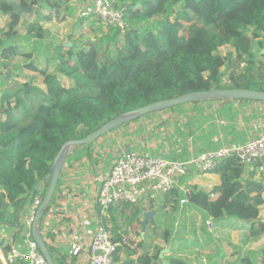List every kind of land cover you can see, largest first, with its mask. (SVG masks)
<instances>
[{
    "label": "trees",
    "instance_id": "trees-1",
    "mask_svg": "<svg viewBox=\"0 0 264 264\" xmlns=\"http://www.w3.org/2000/svg\"><path fill=\"white\" fill-rule=\"evenodd\" d=\"M10 1L0 0V13L10 15L7 29L0 35V64L5 67L20 54L14 40L20 38L21 15L15 13ZM119 2L117 6L125 8V18L130 25L124 35L110 27L104 41H89L79 49L70 47L59 52L54 73L39 69L31 61L26 67L43 75L47 89L43 90L33 81L17 82L2 95L0 229L16 230L13 236H20V213L29 197L36 193L39 183L50 173L66 142L85 137L123 113L186 93L218 88L264 91V66L256 61L254 49L257 42L264 44L259 41L264 32V0ZM20 4L36 12L39 18L28 24L26 38L44 39L46 31L40 22L52 19V14L42 13L40 7L57 8L59 13L61 1L20 0ZM154 18L158 19L151 21ZM249 29H252L251 34ZM231 44L236 49L235 58L219 52L221 47ZM24 56L28 59L31 54ZM241 63L246 67L241 68ZM234 64L239 71L231 70ZM62 77L69 78L71 85H64ZM89 146L82 145L85 150ZM187 156L185 152L169 155L174 159ZM209 173L220 177V184L210 192L185 181L184 188L168 194L170 197L164 207L168 206L167 201H171L173 207L190 204L200 209L205 222L213 219L216 224H222L235 219L240 223L249 222L252 238L264 234V222L259 219L264 205V174L258 175L244 166L236 156L222 160ZM143 211V204L130 203H119L107 209L113 224L112 229L107 228L118 243L119 255L125 253L123 264H162L157 262L161 258V247L156 246L155 254L145 250L139 254L138 249L144 244L134 246V240L124 238L121 233L123 225L140 220ZM101 219L104 224L108 220L104 215ZM257 222L259 227H256ZM155 236L156 233H149L148 238L153 241ZM161 238L169 242L170 231L166 230ZM1 244L4 253H8L11 243L2 239ZM52 250L56 264H68L66 257H59L53 247ZM0 264H3L1 260ZM169 264L195 263L171 256ZM231 264H264V248L252 256L242 252Z\"/></svg>",
    "mask_w": 264,
    "mask_h": 264
},
{
    "label": "crops",
    "instance_id": "crops-1",
    "mask_svg": "<svg viewBox=\"0 0 264 264\" xmlns=\"http://www.w3.org/2000/svg\"><path fill=\"white\" fill-rule=\"evenodd\" d=\"M15 1L18 2V0ZM60 1H64L66 4H68V2L65 0H60ZM66 4H64L65 7ZM70 11L72 12V10ZM41 12L45 14H52V17L62 15L61 10L58 13L57 8H52L49 11L47 9H44L41 10ZM27 13L28 12L24 13V17L21 16V21L18 26L20 38L14 40L16 44L20 47L19 48L20 54L15 58H13L10 61V63L8 61L7 62L8 66L5 67L4 64H0V66H2L5 71L4 77L0 81L1 82L0 88L2 86L0 91L1 98L3 95L2 91L5 88L6 89L4 90V92L7 91V89L10 88V86H13L15 82L25 83L27 81H32L34 79L35 84H37L43 90H46L47 87L46 84L44 83V77L40 74V72L32 71L31 69L26 67V65L31 61L34 62L36 61L37 64L36 63L34 64L39 69H43L47 67L50 68L49 64L52 63L50 70L54 72L57 70L58 53L61 51H65V49H68L70 47L74 49L76 48V46L73 45L68 46L65 44L64 41L61 42L55 39L62 37V35H60L62 28L53 29V27H51L52 25L50 21H52L53 18L47 21L40 22L44 30L46 31V36L44 39L28 40L26 38L27 30L24 31L23 30L24 28L21 25L22 22H24V20H27V17H25V14L27 15ZM33 13L37 17V13L34 11ZM74 15L75 17H77L76 10ZM33 21L35 20L30 21L29 24L32 23ZM9 22H10V15L0 13V31L7 29V25ZM92 25H94V23ZM259 39L262 40V35ZM25 47H28L27 49L29 51L27 52L24 51ZM262 52H264V50ZM27 53L31 54V56L28 59L25 58L24 56V54ZM23 56H24V60H23L24 63L20 61V59H22ZM42 58H46V60L42 61ZM20 70L23 72L27 71L26 74L28 73L30 74V76H28L29 78H27L26 80L25 78H21L23 79L21 80L18 75ZM7 71H10L8 76L6 75ZM39 76H41L42 79H40ZM69 80H70L69 78L62 77V81L64 83L66 82L67 86H70L72 83L71 80L70 81ZM1 98H0V103H1ZM165 115H168V121L173 124L172 125L173 127H174V123L177 122V126L175 129L176 132L173 134L172 141L169 142L171 146L168 145L169 147H171L170 154L161 151H159L158 153L156 151L154 152L150 150L147 151V149H145L146 152L141 151L138 146L141 144V141H136V140L135 142L124 143L123 144L125 147V149L123 150L124 152L120 149L118 152V156L117 157L113 156L114 158L112 159L109 158V161H107L105 164H103L100 159H97L96 155L94 154H92V157L93 158L96 157V159H94V161L91 159L90 152L92 150L90 147H89L90 149L85 150L84 147L78 146L79 148L76 147L74 151H70L66 163L64 165V168L62 170V173L60 175V179L58 181L55 196L53 198L54 199L53 204L50 205L51 211H53L54 209H59L63 214H65V217H63L61 223L57 221H53L52 223V225L55 226L56 229V233L54 237L60 236L67 228L72 230L73 221H79L83 217V214H85L86 217L93 219L91 225L92 229H96L99 226V224L103 222V220L101 219V215H103V213L101 210L99 211L100 208L96 203V197L98 191L102 184V180L109 175L113 162L116 159H118L120 156H122L126 152L125 150H127L128 148H129L128 150L131 149L137 150L143 154H149V155L162 154L167 156L168 158H171L169 157V155H171L172 153L181 154L182 152H185L188 155L186 159H189L192 156L202 153L203 151L213 150L216 147L221 146L222 144L229 143L231 141L244 143L247 140L255 138L259 134L264 132V102L261 101H254V100L224 101V100H216V99L207 100L199 104H193V103L184 104L179 108L166 111ZM183 115H185L187 119H189V117L198 118V119L196 122L193 123V127L191 130L190 129L186 130L187 133L185 134V137L181 142L180 136L183 134L182 132L183 128L178 126V124L180 123V119L178 118H180ZM187 119L185 121H187ZM183 131L185 130L183 129ZM178 134H180L179 137H177ZM125 140L130 141V139H124V141ZM126 144L127 146H131V147L127 148ZM178 145L181 146V148L178 147ZM196 176L200 177L199 180L201 182L203 180L204 185L202 186L215 187L216 185L220 184L219 175L209 172L200 173L196 170L191 171L189 173V175L185 178L186 181L185 183L193 184L194 182L195 184H200L199 181L196 180L197 178L193 179ZM182 188H184V183ZM167 197L168 194L152 198L149 201L143 203V209L144 210L146 208L149 209L148 205L151 206V205H156V203L159 204L161 202H164L165 199H169ZM29 200L27 202H29ZM167 204L168 206L166 209L169 208L170 203L167 202ZM182 205L186 206L185 204ZM163 206H165V204ZM184 206L183 207L181 206L180 208L181 214H183L185 210L191 213L194 212L192 216L193 219H195L197 222L198 219L203 218L202 212L200 211V209H197V207L187 204V209H184L185 208ZM178 218L179 217H177V219ZM208 220H206V222ZM206 222L203 220L204 224H206ZM0 231L3 230L0 229ZM15 232L16 230L11 229L10 231L7 230L4 233L0 234V255L1 254L5 255L4 251L2 250V244H1L2 239H5L7 243H11V244L18 243L21 240V234L20 236H13ZM205 233L207 235L210 234L209 230L207 231L205 230ZM198 234H200V231H198ZM59 247L61 249H58L56 247L58 251L57 252L58 256L66 257L69 254L67 245L64 244Z\"/></svg>",
    "mask_w": 264,
    "mask_h": 264
},
{
    "label": "built area",
    "instance_id": "built-area-1",
    "mask_svg": "<svg viewBox=\"0 0 264 264\" xmlns=\"http://www.w3.org/2000/svg\"><path fill=\"white\" fill-rule=\"evenodd\" d=\"M76 15L82 21L117 28L122 35L130 26L125 18V8L117 6L116 0H82L77 5ZM4 73L0 66V81ZM178 119L182 123L187 117L183 115ZM231 156H236L241 164L255 170L258 175L264 174V132L244 143L231 141L189 159H172L162 154L149 155L128 150L113 162L109 175L102 180L96 203L102 212L119 203L143 204L159 195H167L182 188L191 171L208 173ZM37 189L40 193L30 196L29 199L32 200L26 203L20 213L21 240L11 244L8 253L0 255L3 264H48L33 235L36 212L48 186L40 182ZM182 202L185 203L186 200ZM63 217L65 214L59 209L46 210L38 226L47 245H67L68 263L123 264L125 256L119 255L118 243L114 241L109 229L102 222L96 229H92L93 219L85 214L79 221H73L72 230L67 228L60 236H55L54 240L56 229L52 223H61ZM207 225L211 229L212 221L208 220ZM4 232L0 231V234Z\"/></svg>",
    "mask_w": 264,
    "mask_h": 264
},
{
    "label": "rangeland",
    "instance_id": "rangeland-1",
    "mask_svg": "<svg viewBox=\"0 0 264 264\" xmlns=\"http://www.w3.org/2000/svg\"><path fill=\"white\" fill-rule=\"evenodd\" d=\"M65 1H67L68 4H66L64 1H61L62 6H60V10L62 15L54 16L52 17L53 18L52 21H50L52 25L51 27H53V29L62 28L60 32V35H62V37L55 39L61 42L64 41L65 44L68 46H72V45L76 46L75 49H79L85 46L89 41H97V42L104 41V36L106 33L110 31V28L105 27L98 23H94V25H92L93 22L81 21L78 17H75L74 13L75 10L77 9V5L82 3V0H65ZM119 1L120 0H117L116 2L120 3ZM18 2H20V0H18ZM64 4H66V7H69V9H67ZM40 8L42 10L47 9L44 6H41ZM47 10L49 11L50 9ZM70 10H72L73 13ZM21 16L24 17V13ZM25 17H27V20H24L23 18L24 22H22L21 24L22 27L24 28L23 29L24 31L27 30V26L30 21L39 20V18L36 17V15L32 11L31 12L29 11L27 15L25 14ZM155 19L158 18H154L151 21H156ZM103 27L106 29H104ZM248 32L249 34H251L252 29H249ZM261 35H262V40L259 41H262V43H264V32H262ZM263 46L264 44H260L257 42L254 48L256 53V61L258 62V64L261 63L262 66H264V52H262L264 49ZM27 48L28 47H25L24 51L26 52L29 51ZM111 51L113 50L111 49ZM219 52L222 53V55L232 54V58H235L237 54L236 49L232 44L221 47ZM23 60H24V56L22 57V59H20V61L24 63ZM44 60H46V58H42V61ZM35 63L37 64L36 61ZM49 65L50 68L47 67L43 69H46L50 73H54L57 71L56 70L52 72L50 70L52 63H50ZM239 66L241 68L243 67L245 68L246 64L241 63L239 64ZM235 69L239 71V67L236 64L232 65L231 67L232 71H235ZM26 73L27 71L23 72L20 70L18 74L20 79L25 78L26 80L27 78H29L28 76H30V74L29 73L26 74ZM39 78L42 79L41 76H39ZM225 79L227 80L228 77H225ZM32 81L34 82V79ZM16 84L17 82L14 83V85ZM63 84L66 85V82L65 83L63 82ZM4 90L2 91V94L4 93ZM199 103H193V104H199ZM166 111L169 110L166 109L159 110L150 113L148 115L141 116L139 117V119L136 118L108 132L107 134L101 136L94 142L90 143L89 147L92 150L90 152L91 159L94 161V159H96L97 157V159H100L102 163L105 164L107 161H109V158L112 159L114 158L113 156L117 157L120 149L122 151L125 149L123 145L124 143L135 142V140L141 141V144L138 145L141 151H145V149H147V151L149 150L152 152L156 151L157 153L161 151L170 154L171 147L169 146L171 145L169 144V142L172 141L173 134L176 132L175 129L177 126V122L174 123V127H173L172 126L173 124L168 121V115H165ZM197 119L198 118L189 117L187 121L179 123V126L185 130L183 131V129L181 128L183 134L181 136L180 134L177 135V137L180 136L181 142L183 141L185 134L187 133L186 130L188 129L191 130L193 127V123L196 122ZM186 122H188V126L184 125ZM124 139H130V141L128 140L124 141ZM76 147L78 146L71 147L70 151H74ZM126 147L128 148L131 146H127L126 144ZM178 147L181 148V146L179 145ZM92 154L96 155V157L93 158ZM193 179L199 181L200 184L198 185L200 186L201 189H205L206 191L210 192L214 188V186H202L204 185V182L203 180L202 182L199 180L200 177L196 176ZM44 184L48 185L49 183L44 181ZM36 193H40V190L37 189ZM169 197L170 196H168V198ZM53 200L54 199H52L51 204H53ZM165 203H166V199L164 200V202H161L159 204L156 203V205H151V206L148 205L149 209L146 208L143 211V213L140 215V220L124 224L123 225L124 227L121 232L122 235L124 234L125 236L124 238L130 237L131 239L134 240V246H136L140 242L144 244L142 248L138 249L139 254L142 253L144 250L149 252L150 254H155L158 250L156 246L161 247V251L164 248L167 249V251L164 252L163 257L157 260L158 263L169 264V258L171 256H174V257H183L189 261L195 262L196 264H231L239 256H241L242 252L245 254L249 253V256H252L257 251H260L261 248H264V234L256 238H252L250 234L251 232L250 226L248 224L249 222L242 221L241 223L244 224H241L239 220L231 219L229 221H225L222 224H216L212 219L211 221L213 223V226L211 227V229H209L207 222L206 224H204L202 218L198 219V222L195 219H193L192 214L194 212L191 213L185 210L183 214H181L180 208L181 206L183 207L184 205L180 206V204H178L175 207H173L174 204L171 203L170 201L169 202L170 209L169 208L166 209L167 207L163 206ZM184 207H185L184 209H187V206ZM151 210H155V213L153 214L152 217L148 219L146 225L143 226V220L145 219V214L147 211H151ZM131 212L132 211H128V213ZM102 213L108 219L107 222L105 223L107 226L103 222L102 223L106 227H111L112 229L113 224L109 216L110 214L107 212V210H105ZM177 217L179 218L177 219ZM259 217H260L259 218L260 221L264 222V205H262L260 208ZM256 227H259V222L256 223ZM204 229L210 231V234H208L209 236L205 233ZM6 230L10 231L11 229L8 228ZM124 230L127 231V234L123 232ZM166 230L170 231L169 242L161 238ZM198 231H200V234H198ZM153 232L156 233L157 236H155L154 240L151 241L150 238L148 237H149V233H153ZM53 239L55 240L56 237H53ZM50 246H49V250L51 251L52 255H54V251L52 250V247L56 250V252H58L57 248L61 249L59 246H57V248L52 245ZM250 252H254V253L251 255ZM122 255L125 256V253H123ZM53 257L55 260V255ZM67 257L68 255L66 256V260Z\"/></svg>",
    "mask_w": 264,
    "mask_h": 264
},
{
    "label": "water",
    "instance_id": "water-1",
    "mask_svg": "<svg viewBox=\"0 0 264 264\" xmlns=\"http://www.w3.org/2000/svg\"><path fill=\"white\" fill-rule=\"evenodd\" d=\"M10 5L15 9V13L17 15H22L25 12H29V7H23L19 2L12 0L10 1ZM264 50V49H263ZM10 71L6 72L8 76ZM235 100V99H245V100H254V101H261L264 102V91L256 90V89H247V88H218V89H211L207 91H195L183 94L178 97L164 99L160 101H156L150 103L148 105L139 107L137 109L128 111L123 113L122 115L109 120L108 122L101 125L96 130L92 131L88 135L80 139H72L66 142L61 151L58 153L57 157L55 158L50 173L46 176L45 180L49 182L47 192L43 198L41 205L39 206L36 212V218L33 224V235L35 240L37 241L40 250L45 255L48 264H56L54 258L51 254V251L48 248L45 239L40 233L39 229V221L42 219L44 212L49 208L54 193L56 191L58 181L60 179V175L66 163L68 154L70 153L71 147L73 146H82L88 145L101 136L107 134L108 132L130 122L136 118L141 116L153 113L155 111L164 110L172 107H176L183 104L193 103L197 101H207V100ZM45 180L41 181L44 182ZM155 210L147 211L145 214V219L143 220V226L146 225V222L150 217L153 216ZM167 249H163L160 252V257H163L164 252Z\"/></svg>",
    "mask_w": 264,
    "mask_h": 264
}]
</instances>
